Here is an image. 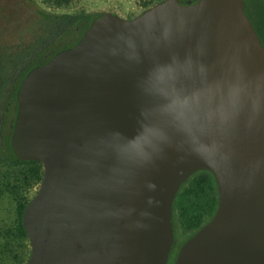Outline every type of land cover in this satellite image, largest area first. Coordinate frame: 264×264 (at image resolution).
Segmentation results:
<instances>
[{
	"label": "water",
	"instance_id": "95a60500",
	"mask_svg": "<svg viewBox=\"0 0 264 264\" xmlns=\"http://www.w3.org/2000/svg\"><path fill=\"white\" fill-rule=\"evenodd\" d=\"M12 147L43 178L26 264H168L193 173L214 216L174 264H264V46L244 0L106 12L22 81Z\"/></svg>",
	"mask_w": 264,
	"mask_h": 264
},
{
	"label": "trees",
	"instance_id": "16d2710c",
	"mask_svg": "<svg viewBox=\"0 0 264 264\" xmlns=\"http://www.w3.org/2000/svg\"><path fill=\"white\" fill-rule=\"evenodd\" d=\"M28 1L41 17L38 22L39 32L26 45L14 47L20 51L0 52V168L23 167L21 182L24 183L19 185L16 181L8 182L6 185L7 189L12 188L18 193L20 189L40 185L43 178L42 165L35 161H21L12 147L20 85L35 67L45 64L59 52L75 46L92 23L104 14L85 11L59 14L41 8L35 0ZM244 9L264 46V0H244ZM30 200L24 197L17 204L15 236H10L11 239L5 243L4 247L7 249L16 240L30 244L22 223L24 211ZM217 207V182L211 172L197 171L180 186L173 202L172 223L175 243L171 254L173 261L169 264L175 262V256L181 246L211 220ZM29 256L28 254V259Z\"/></svg>",
	"mask_w": 264,
	"mask_h": 264
},
{
	"label": "rangeland",
	"instance_id": "374dc122",
	"mask_svg": "<svg viewBox=\"0 0 264 264\" xmlns=\"http://www.w3.org/2000/svg\"><path fill=\"white\" fill-rule=\"evenodd\" d=\"M43 9L59 13L113 12L125 18H133L162 0H35ZM148 8V9H147ZM41 17L28 0H0V52L16 53V46L26 45L40 30ZM7 52V53H8ZM6 53H4L5 55ZM23 167L0 168V264H23L30 255V244L16 240L7 249L5 243L15 236L16 207L22 198L31 199L40 185L17 190L7 189L8 182L19 185L23 179ZM30 243V242H29ZM4 259V261H2ZM2 261V262H1Z\"/></svg>",
	"mask_w": 264,
	"mask_h": 264
},
{
	"label": "flooded vegetation",
	"instance_id": "af4514ba",
	"mask_svg": "<svg viewBox=\"0 0 264 264\" xmlns=\"http://www.w3.org/2000/svg\"><path fill=\"white\" fill-rule=\"evenodd\" d=\"M163 1V0H162ZM198 0H179V2L181 3V4H188V3H196ZM44 58H46V57H44ZM172 250H171V253H170V258H169V262H168V264L170 263V261H173L172 260ZM175 258H176V256H175ZM174 261H175V259H174ZM173 264H174V262H173Z\"/></svg>",
	"mask_w": 264,
	"mask_h": 264
}]
</instances>
